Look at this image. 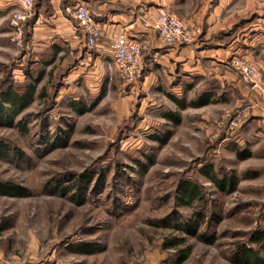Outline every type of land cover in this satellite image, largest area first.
<instances>
[{
	"label": "rangeland",
	"instance_id": "rangeland-1",
	"mask_svg": "<svg viewBox=\"0 0 264 264\" xmlns=\"http://www.w3.org/2000/svg\"><path fill=\"white\" fill-rule=\"evenodd\" d=\"M141 1L202 35L165 47L144 32L150 50L133 84L104 75L96 48L59 55L34 40L35 6L18 44L0 8V103L35 89L18 115L3 103L0 184L15 190L0 196V264H236L240 247L264 258V92L227 66L243 56L223 64L227 73L205 62L194 74L167 56L185 46L203 64L218 42L204 33L219 6L214 19L233 20L225 33L264 32V0ZM65 3L79 28L73 10L87 6ZM203 92L213 99L204 109L171 98L187 105ZM187 185L200 197L190 205ZM173 241L181 245L167 249ZM82 244L95 252L81 254Z\"/></svg>",
	"mask_w": 264,
	"mask_h": 264
},
{
	"label": "crops",
	"instance_id": "crops-1",
	"mask_svg": "<svg viewBox=\"0 0 264 264\" xmlns=\"http://www.w3.org/2000/svg\"><path fill=\"white\" fill-rule=\"evenodd\" d=\"M82 1L89 8V10H91L95 20L104 30V37L102 38L98 47H96L95 52L97 62L100 61L103 64L102 71L104 72V75L109 73L112 76L115 72L113 67V58L111 55V44L113 39L116 38L124 29H126L128 35L133 38L142 37V34L144 32L152 33L151 31L144 29V27L140 23L136 22L137 16L143 13H148L150 11V8L147 7L148 5H146V1L143 2L141 0ZM34 3L35 20L32 25L34 40H36L37 42L40 41L42 43L43 41L48 42V46H52V48L59 55L63 51H65V47H67L71 51H75L76 47L79 44H84V35L82 30L76 27L75 23L65 13V0H34ZM165 3H167V1ZM168 5H170V3H168ZM6 7L7 23H9L10 17L17 9L16 0H0V8ZM221 12L222 6H219V8L215 9V13L212 14L208 21H206L207 24H210V29L205 30V38H208V36L210 37V35H212L213 41L217 40L218 42L216 44L214 43L215 48L207 51L206 55H202L201 58L199 57V59H201V62H203L204 60L203 64L196 59L195 55H193V58L184 57L188 53H193L188 47L185 46L180 50L171 48L167 52V56L169 58H178V61L176 60V62L182 64L184 70L191 71V74H194V70L205 69V62L206 64L209 63L212 66V68H210L211 71L216 70V72L223 71L224 73H227L223 64L234 55L243 56L256 64L262 70H264V61H262V57L264 56V32L253 31L248 35L245 31H243L239 33V35H236V33H228V35L225 32L229 28L228 24H230L233 20L231 21V19L227 18V16L224 17L222 21L217 22L214 19V15L217 16ZM190 23H192V21H190ZM152 34H154L158 39L155 33ZM154 50V53H159L158 49L154 48ZM204 52L205 51L203 50L201 53L204 54ZM226 75L227 74H225L223 78H226ZM218 76L219 75H217L216 77ZM185 77L188 78L189 75L186 74ZM189 85L190 84L187 83L186 87H188ZM203 94L207 93L203 92ZM209 96L210 102L202 106L201 109L206 108L211 102H213L211 95ZM184 108L187 109L189 107H187V105L185 104Z\"/></svg>",
	"mask_w": 264,
	"mask_h": 264
},
{
	"label": "built area",
	"instance_id": "built-area-1",
	"mask_svg": "<svg viewBox=\"0 0 264 264\" xmlns=\"http://www.w3.org/2000/svg\"><path fill=\"white\" fill-rule=\"evenodd\" d=\"M17 9L11 17L12 35L15 42H24L26 27L34 14V0H16ZM79 28L84 35L87 50L98 47L104 37V30L84 5L73 10ZM136 22L144 29L155 33L165 47L194 44L202 35V28L182 19L166 9H158L156 13H143L137 16ZM150 50L146 38L130 37L124 29L113 39L111 55L113 67L118 77L127 84L135 83L142 72L144 55ZM227 66L234 70L240 79L252 90L264 92V71L244 57L232 58Z\"/></svg>",
	"mask_w": 264,
	"mask_h": 264
},
{
	"label": "trees",
	"instance_id": "trees-1",
	"mask_svg": "<svg viewBox=\"0 0 264 264\" xmlns=\"http://www.w3.org/2000/svg\"><path fill=\"white\" fill-rule=\"evenodd\" d=\"M30 21L28 22V24ZM27 24V25H28ZM35 89H30L26 94L24 95H19L16 92H11L7 91L5 94L2 95L3 102L0 103V123L2 120H5L4 118L6 117L4 114V108H3V103L9 104L12 110H14V114L18 115L21 112V109H23L26 104L29 102V99L32 97V94L34 93ZM173 101L178 104L180 107H185L184 100L179 101L174 97H171ZM210 102V96L207 94H203L199 96L197 100H193L187 104V106H190L192 108H200L207 103ZM9 113V112H8ZM18 126L20 127L21 130L26 131L27 129L25 126H23L21 123H18ZM4 149V147L0 144V152ZM213 181H216L214 177H212ZM66 189L68 188H63L62 191L66 193ZM13 187L7 185V186H2L0 184V196H5L7 194H10L9 192H12ZM184 196L182 197L183 201L185 202L184 204L190 205L193 203L195 200L199 199V191L197 187L193 185H187L184 187L183 190ZM257 242L263 243L264 244V236H261ZM181 245L180 241H173L169 244L167 249H174L177 248ZM264 250V246H262ZM79 251L81 254H92L95 252V249L92 247L87 246V244H82L79 246ZM186 256H184L182 259L184 260ZM236 264H264V258L261 257L259 252H253V251H248L244 247H240L236 253Z\"/></svg>",
	"mask_w": 264,
	"mask_h": 264
}]
</instances>
